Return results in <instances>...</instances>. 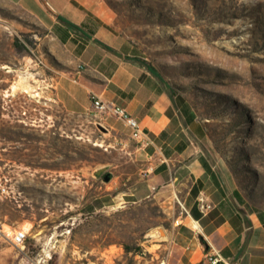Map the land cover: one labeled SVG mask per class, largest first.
<instances>
[{
	"label": "rangeland",
	"instance_id": "1",
	"mask_svg": "<svg viewBox=\"0 0 264 264\" xmlns=\"http://www.w3.org/2000/svg\"><path fill=\"white\" fill-rule=\"evenodd\" d=\"M83 1L192 106L226 184L264 214V0ZM69 65L46 34H0V264H179V200L100 197L102 132L53 100Z\"/></svg>",
	"mask_w": 264,
	"mask_h": 264
},
{
	"label": "crops",
	"instance_id": "2",
	"mask_svg": "<svg viewBox=\"0 0 264 264\" xmlns=\"http://www.w3.org/2000/svg\"><path fill=\"white\" fill-rule=\"evenodd\" d=\"M13 9L29 24L9 17ZM89 11L83 0H0V34H46L69 56L53 100L102 132L110 159L96 170L105 168L96 176L104 189L100 197L140 202L166 189V198L185 208L169 234L179 264H205L213 248L221 264H264V214L226 184L207 153L204 123L188 102L169 93L132 46ZM94 98L110 111L98 114ZM116 107L141 123L149 144L131 137ZM200 199L213 208L202 212Z\"/></svg>",
	"mask_w": 264,
	"mask_h": 264
},
{
	"label": "built area",
	"instance_id": "3",
	"mask_svg": "<svg viewBox=\"0 0 264 264\" xmlns=\"http://www.w3.org/2000/svg\"><path fill=\"white\" fill-rule=\"evenodd\" d=\"M94 106L98 114L104 115L105 113H108L110 111L109 106L99 98L97 99L94 98ZM113 110L117 114V116L123 119L126 125L130 128L131 137L133 139L140 140L142 143L146 145L150 143V141L148 140V138L144 133L141 123L137 119L128 115L124 109H121L119 107H116ZM0 193L3 196H8L10 195V189L7 187V185L0 183ZM199 203H200V209L204 213L210 211L213 208V205L204 199H200ZM27 237H28L27 231L23 229H18L13 234L12 242L16 247L22 248L25 245ZM212 250H213L212 254H208L206 256L205 264H221L223 262L222 256L214 248Z\"/></svg>",
	"mask_w": 264,
	"mask_h": 264
},
{
	"label": "bare ground",
	"instance_id": "4",
	"mask_svg": "<svg viewBox=\"0 0 264 264\" xmlns=\"http://www.w3.org/2000/svg\"><path fill=\"white\" fill-rule=\"evenodd\" d=\"M3 67H5V66H3ZM24 82H25V84H22V85L24 86V88H25L26 91H29V89H31V86L28 85V83H26L27 82V79ZM18 84H20V83H18ZM18 84L15 85L14 87L16 88L18 86Z\"/></svg>",
	"mask_w": 264,
	"mask_h": 264
},
{
	"label": "water",
	"instance_id": "5",
	"mask_svg": "<svg viewBox=\"0 0 264 264\" xmlns=\"http://www.w3.org/2000/svg\"><path fill=\"white\" fill-rule=\"evenodd\" d=\"M102 129L104 130V128H102ZM104 172H105V168H102V169H100V170L97 171V175H100V174H102ZM106 179H109V176L108 175L106 176Z\"/></svg>",
	"mask_w": 264,
	"mask_h": 264
},
{
	"label": "trees",
	"instance_id": "6",
	"mask_svg": "<svg viewBox=\"0 0 264 264\" xmlns=\"http://www.w3.org/2000/svg\"><path fill=\"white\" fill-rule=\"evenodd\" d=\"M103 176H106V173H105V174H103Z\"/></svg>",
	"mask_w": 264,
	"mask_h": 264
}]
</instances>
